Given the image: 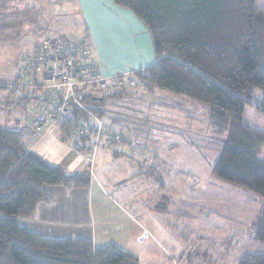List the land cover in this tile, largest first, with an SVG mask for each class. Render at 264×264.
<instances>
[{
	"label": "trees",
	"instance_id": "trees-1",
	"mask_svg": "<svg viewBox=\"0 0 264 264\" xmlns=\"http://www.w3.org/2000/svg\"><path fill=\"white\" fill-rule=\"evenodd\" d=\"M113 2L129 9L149 34L154 60L133 73L143 90L200 103L209 119L225 129L210 173L260 199L261 209L249 232L252 240L264 245V159L256 155L264 131L243 120L254 88L261 91L254 101L264 112V18L256 14L255 0ZM138 93L124 86L100 96L84 93L80 100L99 118L107 115L129 129L132 120L117 115L136 113L137 107L128 100ZM87 116L77 106L72 110L75 122ZM61 130L75 147L87 137L71 136L67 125ZM22 131L0 125V264H140L115 245L95 247L82 237H45L21 225L19 218L30 216L47 199L43 185L86 188L90 182L89 172L66 173L28 151L21 141ZM193 255L190 263L224 264L219 253L206 248ZM234 264H264V252H242Z\"/></svg>",
	"mask_w": 264,
	"mask_h": 264
},
{
	"label": "rangeland",
	"instance_id": "rangeland-1",
	"mask_svg": "<svg viewBox=\"0 0 264 264\" xmlns=\"http://www.w3.org/2000/svg\"><path fill=\"white\" fill-rule=\"evenodd\" d=\"M255 3L256 14L264 18V0H255ZM49 12L44 5L39 18L42 37L83 31L80 19L53 18L55 15ZM133 89L139 93L128 101L137 107L136 113L130 111L131 117L117 115L132 120L129 129L122 121L112 122L107 115L101 118L126 134L124 153L113 156L115 151L111 145L94 147V135L90 133L83 140L89 149L99 154L100 158L94 155L92 167L95 171L100 170L104 186L113 198L133 214L150 213L175 235L184 248L171 259L177 264H197L190 260H194L193 253L203 247L224 256L225 264L234 263L245 251L264 252L257 248V245L263 248L264 245L252 240L249 232L252 220L260 212V199L248 196L210 173L219 152L217 142L223 140L225 129L209 119L206 106L185 96L160 90L143 93L139 82ZM84 92L100 96L104 91L85 89ZM260 96V89L254 88L253 100L245 105L243 120L264 131V112L254 101ZM36 99L30 100L33 108L38 105ZM31 116L29 111H24L22 122L28 123ZM79 119L87 127L95 125L89 116ZM256 155L264 159V143ZM134 159L145 165L139 172L133 164ZM140 261L144 263L142 259Z\"/></svg>",
	"mask_w": 264,
	"mask_h": 264
},
{
	"label": "crops",
	"instance_id": "crops-1",
	"mask_svg": "<svg viewBox=\"0 0 264 264\" xmlns=\"http://www.w3.org/2000/svg\"><path fill=\"white\" fill-rule=\"evenodd\" d=\"M44 5L49 8L50 15H55L53 18L80 19L83 31L69 35L86 38L92 56L105 70L144 69L154 60L151 40L143 24L129 9L117 6L113 0H0V125L19 128L22 124V143L45 162L69 174L90 173L86 188L43 185L47 199L39 202L30 216L20 217L21 225L45 237H82L95 247L115 245L137 257L140 264H177L171 259L184 248L175 235L150 213L133 214L113 198L104 186L100 170L92 167L95 156L100 158L99 154L89 149L82 139L78 146L82 148L75 147L58 125L46 121L42 101L35 96L21 97L11 109L3 107L5 101L13 99L8 86L19 78L28 46L33 39L44 38L39 25ZM31 99L37 100V107H32ZM24 111L32 115L25 124L22 122ZM34 118L41 124L35 133L31 126ZM114 151L113 156L122 155L123 144L114 146ZM134 160L139 172L145 165ZM114 193L117 194L116 189ZM219 259L225 264L224 256Z\"/></svg>",
	"mask_w": 264,
	"mask_h": 264
},
{
	"label": "built area",
	"instance_id": "built-area-1",
	"mask_svg": "<svg viewBox=\"0 0 264 264\" xmlns=\"http://www.w3.org/2000/svg\"><path fill=\"white\" fill-rule=\"evenodd\" d=\"M23 69L19 78L8 86L13 99L5 101L3 107L11 109L21 97L34 96L44 103V118L60 128L69 126V134L75 138L94 135V147L114 145L121 147L126 134L114 130L109 124L90 111L80 98L91 91H106L124 86L134 88L137 80L134 70L109 72L101 65L86 38L76 34H64L49 38H35L23 56ZM77 106L93 118L95 125L87 127L75 122L72 110ZM33 132L40 129V121L34 118Z\"/></svg>",
	"mask_w": 264,
	"mask_h": 264
}]
</instances>
